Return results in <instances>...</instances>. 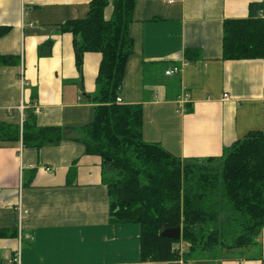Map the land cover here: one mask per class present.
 Returning a JSON list of instances; mask_svg holds the SVG:
<instances>
[{
  "label": "crops",
  "instance_id": "crops-1",
  "mask_svg": "<svg viewBox=\"0 0 264 264\" xmlns=\"http://www.w3.org/2000/svg\"><path fill=\"white\" fill-rule=\"evenodd\" d=\"M92 0H0V122L21 123L19 107L39 127L70 135L90 124L102 55L76 67L68 21L85 19ZM137 0L134 42L120 98L142 105L143 137L181 159L221 157L249 133L264 132V59H223L224 22L246 19L264 0ZM112 8L106 10L110 19ZM53 40L51 55L39 47ZM186 51L196 52L190 63ZM175 67L181 72L167 76ZM189 96L181 109V98ZM225 96H228L226 99ZM102 159L64 140L41 150L0 140V264H169L141 262L140 226L112 224ZM35 171V174L32 173ZM262 259L198 260L193 264H264Z\"/></svg>",
  "mask_w": 264,
  "mask_h": 264
},
{
  "label": "trees",
  "instance_id": "trees-1",
  "mask_svg": "<svg viewBox=\"0 0 264 264\" xmlns=\"http://www.w3.org/2000/svg\"><path fill=\"white\" fill-rule=\"evenodd\" d=\"M136 2L92 0L85 19L60 27L61 33L74 37L81 78L85 55H102L96 92L88 95L95 104L93 121L70 135L63 127H39L36 112L29 109L19 124L0 122V140L37 150L74 140L82 143L86 155L100 157L110 222L140 226L142 263L262 259L264 132L249 133L218 158L181 159L144 140L142 105L117 102L134 50L130 25ZM109 7L112 16L106 19ZM249 9L248 18L224 22L225 61L264 59L263 5L252 3ZM7 31L1 29L0 37ZM53 44L49 40L41 45L40 57L50 56ZM195 53L186 51L187 62ZM19 62L15 56L0 55V66ZM179 227L180 239L162 236Z\"/></svg>",
  "mask_w": 264,
  "mask_h": 264
},
{
  "label": "built area",
  "instance_id": "built-area-1",
  "mask_svg": "<svg viewBox=\"0 0 264 264\" xmlns=\"http://www.w3.org/2000/svg\"><path fill=\"white\" fill-rule=\"evenodd\" d=\"M170 2H173V0H171ZM182 68L179 67H175L173 69H170L166 72L167 76H172L174 74H178L181 72ZM225 98L227 99L228 96H225ZM189 100V96L188 95H184L183 98H181L180 102H181V109H183V105L185 103H187V101ZM117 102L119 104H122V99L118 98ZM20 113H21V122H23L24 118H25V111H26V107L24 105H21L19 107ZM12 263L14 264H21V260H20V254H16L14 259L12 260ZM179 264H193V263H185L183 260H180Z\"/></svg>",
  "mask_w": 264,
  "mask_h": 264
},
{
  "label": "water",
  "instance_id": "water-1",
  "mask_svg": "<svg viewBox=\"0 0 264 264\" xmlns=\"http://www.w3.org/2000/svg\"><path fill=\"white\" fill-rule=\"evenodd\" d=\"M182 235V228H175V229H167L162 232V236L166 238H171L174 240H178L181 238Z\"/></svg>",
  "mask_w": 264,
  "mask_h": 264
}]
</instances>
